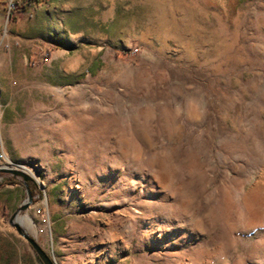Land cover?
Instances as JSON below:
<instances>
[{"label":"rangeland","instance_id":"rangeland-1","mask_svg":"<svg viewBox=\"0 0 264 264\" xmlns=\"http://www.w3.org/2000/svg\"><path fill=\"white\" fill-rule=\"evenodd\" d=\"M40 1L0 45L33 179L0 174V264H43L15 224L56 264H264V0Z\"/></svg>","mask_w":264,"mask_h":264},{"label":"crops","instance_id":"crops-1","mask_svg":"<svg viewBox=\"0 0 264 264\" xmlns=\"http://www.w3.org/2000/svg\"><path fill=\"white\" fill-rule=\"evenodd\" d=\"M8 0H0V45H5L11 49L13 46H17L16 43L18 44V39L13 41L12 40L15 37V35H19L20 31L23 29V23L22 20H25L26 17H21L20 16H25V12H23L22 8L19 9V14H16V19H9L6 11V5H7ZM13 44V45H12ZM2 48H0V54L3 52Z\"/></svg>","mask_w":264,"mask_h":264},{"label":"water","instance_id":"water-1","mask_svg":"<svg viewBox=\"0 0 264 264\" xmlns=\"http://www.w3.org/2000/svg\"><path fill=\"white\" fill-rule=\"evenodd\" d=\"M1 173H9L12 174L14 176H20L24 179L26 185L28 182L33 181V179L26 174L23 171L20 170H13V169H7V168H0V174ZM28 189V194H29V200L30 202H32V196H31V192ZM17 230L19 231V233L30 243V245L32 246V248L35 250V252L37 253L38 257L40 258L41 262L43 264H56L54 262V260L48 255V253L41 247V245L37 242V240L31 236L30 234H28L19 224H15Z\"/></svg>","mask_w":264,"mask_h":264},{"label":"built area","instance_id":"built-area-1","mask_svg":"<svg viewBox=\"0 0 264 264\" xmlns=\"http://www.w3.org/2000/svg\"><path fill=\"white\" fill-rule=\"evenodd\" d=\"M21 2L26 4L27 0H9L7 5V15L9 19L19 12Z\"/></svg>","mask_w":264,"mask_h":264},{"label":"trees","instance_id":"trees-1","mask_svg":"<svg viewBox=\"0 0 264 264\" xmlns=\"http://www.w3.org/2000/svg\"><path fill=\"white\" fill-rule=\"evenodd\" d=\"M40 3V0H27V3L23 6V12H26L27 8L30 6H39ZM10 181L17 183V180L13 177L10 178Z\"/></svg>","mask_w":264,"mask_h":264}]
</instances>
